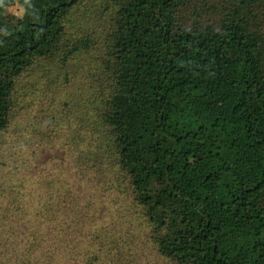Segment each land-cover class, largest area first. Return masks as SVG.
Segmentation results:
<instances>
[{"label":"trees","instance_id":"1","mask_svg":"<svg viewBox=\"0 0 264 264\" xmlns=\"http://www.w3.org/2000/svg\"><path fill=\"white\" fill-rule=\"evenodd\" d=\"M17 3L0 264H264V0Z\"/></svg>","mask_w":264,"mask_h":264},{"label":"rangeland","instance_id":"2","mask_svg":"<svg viewBox=\"0 0 264 264\" xmlns=\"http://www.w3.org/2000/svg\"><path fill=\"white\" fill-rule=\"evenodd\" d=\"M21 13L22 12H21V8H20L19 3H17L14 6H7L5 9L0 10V15L9 16L10 18H12V17H18L19 18ZM125 33H126L127 38H130L132 36V33L130 32L129 29H126ZM168 106L169 105L167 104L166 107H168ZM184 122L191 127L193 126L191 121L188 119H186Z\"/></svg>","mask_w":264,"mask_h":264}]
</instances>
